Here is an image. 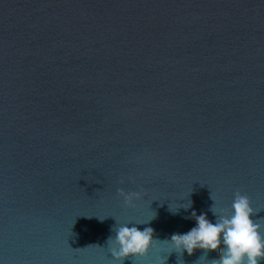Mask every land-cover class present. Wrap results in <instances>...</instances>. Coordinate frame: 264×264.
I'll list each match as a JSON object with an SVG mask.
<instances>
[{"label":"water","instance_id":"water-1","mask_svg":"<svg viewBox=\"0 0 264 264\" xmlns=\"http://www.w3.org/2000/svg\"><path fill=\"white\" fill-rule=\"evenodd\" d=\"M238 191L260 222L264 0H0V264H114V225L170 239Z\"/></svg>","mask_w":264,"mask_h":264},{"label":"clouds","instance_id":"clouds-1","mask_svg":"<svg viewBox=\"0 0 264 264\" xmlns=\"http://www.w3.org/2000/svg\"><path fill=\"white\" fill-rule=\"evenodd\" d=\"M118 194L129 206L142 195L138 191L126 192L123 188L118 189ZM215 204L210 209L216 217L215 223L208 218L207 213L198 215L193 210L191 218L195 219L196 225L185 233L173 234L170 239L155 238V229L152 227L141 230L135 225H114L112 231L115 235L106 241L114 264H123L129 257H146L153 244L159 242L168 243L182 254L187 251L189 255L197 249L205 250V254L219 250V258L213 259L214 264H260L264 260V217L259 218L260 222L252 218L257 210L252 206L250 197L238 191L231 212ZM191 207L192 201L183 208Z\"/></svg>","mask_w":264,"mask_h":264}]
</instances>
